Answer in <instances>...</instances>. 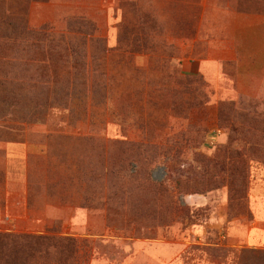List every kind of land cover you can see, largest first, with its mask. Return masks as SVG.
<instances>
[{
    "label": "rangeland",
    "instance_id": "rangeland-1",
    "mask_svg": "<svg viewBox=\"0 0 264 264\" xmlns=\"http://www.w3.org/2000/svg\"><path fill=\"white\" fill-rule=\"evenodd\" d=\"M199 24L174 0H0V141L38 150L37 226L0 197V264H264L243 243L264 100L183 69Z\"/></svg>",
    "mask_w": 264,
    "mask_h": 264
},
{
    "label": "crops",
    "instance_id": "crops-1",
    "mask_svg": "<svg viewBox=\"0 0 264 264\" xmlns=\"http://www.w3.org/2000/svg\"><path fill=\"white\" fill-rule=\"evenodd\" d=\"M183 8H198L200 24L192 41V53L183 69L198 71L215 89L214 99L264 100V0H174ZM195 18H198L196 16ZM203 33V34H202ZM198 42L204 50L195 54ZM231 70V71H230ZM237 85V87H236ZM36 144L0 141L2 181L0 197L7 219L37 226L32 208V176ZM252 221L243 243L264 250V189L250 194Z\"/></svg>",
    "mask_w": 264,
    "mask_h": 264
},
{
    "label": "trees",
    "instance_id": "trees-1",
    "mask_svg": "<svg viewBox=\"0 0 264 264\" xmlns=\"http://www.w3.org/2000/svg\"><path fill=\"white\" fill-rule=\"evenodd\" d=\"M189 81H190V84H192V82L195 81V80H189ZM180 207H181V206H180ZM198 212H199V211H198Z\"/></svg>",
    "mask_w": 264,
    "mask_h": 264
}]
</instances>
